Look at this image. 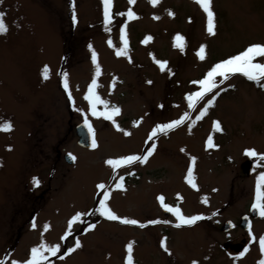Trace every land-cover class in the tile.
<instances>
[{
    "label": "rangeland",
    "instance_id": "1",
    "mask_svg": "<svg viewBox=\"0 0 264 264\" xmlns=\"http://www.w3.org/2000/svg\"><path fill=\"white\" fill-rule=\"evenodd\" d=\"M71 4L72 0H0L8 29L0 34V121H11L14 129L0 132V259L23 264L43 240L60 245L53 259L45 254L43 264H126L129 243L133 264H257L264 218L252 219L256 242L249 231L223 233L220 227L227 220L248 216L255 201L264 161L246 156L245 150L264 154V87L235 74L194 109L188 108L185 97L199 90L192 82L202 79L215 63L249 45L264 44V0H212L215 35L208 34L206 15L194 0H160L156 6L149 0L132 5L128 0H113L110 31L103 23L101 0H75V25ZM129 8L138 19L118 15ZM169 11L175 15L170 17ZM125 24L128 55L117 57ZM178 34L184 37L183 51L174 47ZM148 36L153 39L143 43ZM201 45L206 46L203 61L196 56ZM93 51L101 69L97 94L121 109L114 119L130 136L88 111L84 96L96 73ZM153 57L167 62L165 71ZM256 62L264 63V58ZM45 66L47 80L42 75ZM63 73L74 104L64 91ZM217 92L214 106L189 131ZM185 112L190 115L182 125L148 139L157 124L179 119ZM85 115L95 132L98 147L94 150L77 144L75 126L83 123ZM135 121L140 123L134 127ZM214 121L220 122L222 132L213 129ZM210 135L218 147H206ZM153 143L155 151L146 163L136 162L115 173L105 163L110 158L146 155ZM69 154L77 158L72 165L64 161ZM247 159L254 163L250 177L241 171ZM189 167L198 190L186 182ZM120 176L124 188L116 189ZM33 177L39 178V187L33 186ZM99 183L111 190L108 205L118 216L145 225L151 220L168 223L144 230L100 216L94 212L102 198ZM161 195L187 217L210 219L175 227V217L163 214L157 199ZM205 197L207 203L202 202ZM76 213L82 214L81 220L62 239ZM97 214L98 221L105 220L90 228V217ZM77 239L82 246L68 254ZM242 239L249 249L243 256L223 250ZM162 240L168 252L161 248Z\"/></svg>",
    "mask_w": 264,
    "mask_h": 264
},
{
    "label": "snow or ice",
    "instance_id": "2",
    "mask_svg": "<svg viewBox=\"0 0 264 264\" xmlns=\"http://www.w3.org/2000/svg\"><path fill=\"white\" fill-rule=\"evenodd\" d=\"M129 4H135L136 0H128ZM194 2L199 5V7L203 10L207 18V27L206 30L209 35H215V13L212 8V0H194ZM103 5V23L105 29L110 31V25L112 23V13L111 8L113 6V0H101ZM149 3L153 6H156L160 3V0H149ZM71 7L72 11V23L75 25L77 23V15L75 12V0H72ZM118 15H126L128 20L138 19L139 17L136 13L129 8L126 13H118ZM170 17L174 16L175 14L172 11L168 12ZM153 19L159 20L160 17L154 16ZM127 25L121 27L120 29V40L122 43V47L116 50L117 57L120 56H127L129 50V42L126 38V29ZM7 27L3 20V14L0 13V34H5L7 32ZM151 36L145 38L143 43H147L148 41L152 40ZM110 47L113 46V42L111 39L107 42ZM174 47L180 48L181 51L184 50L185 42L184 37L181 35H176L174 38ZM91 49V45H89ZM196 56L199 60L203 61L206 59V46L201 45L196 52ZM257 58H264V44H252L249 45L246 49L241 51L240 53L233 55L227 59H224L220 62L215 63L204 75V77L200 80L193 81L192 83L198 85L199 90L194 91L190 94H187L185 99L188 102V108L194 109L196 104L204 99V97L213 91V89H217L220 84H223L226 80L230 78V76L235 74H240L248 81L255 82L261 87H264V63L256 62ZM154 62L159 66L160 70L163 72L166 69L167 62L156 60L153 57ZM130 60V57H129ZM92 62L96 65V73L95 77L92 79L90 85L88 86L87 93L84 96V100L88 103V111L90 112L91 116L96 118H103L104 120L112 121L114 127L117 131H123L125 136H130L131 133L121 129L120 125L116 123L114 117L119 115L121 109L116 106H110L109 102L106 100H102L101 97L97 94L96 89L99 87L96 77H99L101 73V69L99 64L97 63V56L96 53L92 52ZM131 62V61H130ZM43 79L47 80L49 78V68L47 66L43 69ZM217 77H219V81H217ZM63 88L66 93H68V100L74 104L73 97L69 90V84L67 79V73H63ZM151 83V81H149ZM219 95L217 92L215 95L212 96L211 99L207 100V103L204 107L200 110L199 114L196 116L195 120L191 122L189 125V131L191 128L196 124L197 121L202 120L207 114L209 108L214 106L216 96ZM98 106H102L103 110H98ZM162 107V105H161ZM190 113L185 112L179 119L173 120L169 123L157 124L150 133L148 139L152 140L153 137H156L158 134H167L170 130H174L178 126L182 125L183 122L189 117ZM140 121H135L133 126H138ZM83 125L88 130V134L91 137V147L95 149L98 147L96 139H95V132L93 126L89 122L87 116L83 120ZM213 129L217 132H222L223 129L219 121L213 122ZM13 124L11 121H0V132L3 133H10L12 132ZM207 148H214L218 147L213 142V137L210 135L206 141ZM156 148V144L153 143L150 148L147 150L146 155H127L119 158H110L105 161L106 165L109 166L113 173L116 172L117 169L121 167L130 166L136 162L141 164L146 163L148 158L154 153ZM8 151H11V147L9 146ZM181 151H184L181 149ZM245 155L248 157L258 158L260 161H264V154L257 153L254 149H246ZM69 158L72 161H75L77 158L69 154ZM192 164H195V158H192ZM186 182L193 188L198 190L197 184L195 183L194 176H193V168L189 167ZM32 184L34 187L40 186V180L38 177L32 178ZM116 189H123L124 188V177L120 176L118 182L115 184ZM97 189L99 191V195L102 197L98 201V207L94 209L95 213H99L100 216L106 218L109 221H119L121 224L124 225H132L138 227H145V224L140 223L136 219H129V218H122L118 216L108 205V201L111 196V190L108 186L104 183H99L97 185ZM158 201L161 207L168 213H171L177 223L174 225L175 227H181L182 225L192 226L197 221L210 219V217H205L203 215H193L191 217H187L182 213V210L178 206H170L165 203V197L163 195L159 196ZM203 203H207V197H205L202 201ZM252 209L256 210L260 217L264 218V172H261L256 181V191H255V201L252 204ZM213 216L217 215V213H213ZM81 213H76L69 221H68V231L65 232L64 237L65 239L68 235H70L72 225L81 220ZM149 224H158V223H168L167 220H151L148 222ZM33 229L36 228L35 222L32 224ZM90 228H95V225H90ZM49 225H44V231H48ZM249 236L251 239L256 242L257 237H255L251 231V225H249ZM259 250L261 253V259L257 261V264H264V235L258 238ZM81 242L77 239L75 242L74 247L68 249V254L74 252L76 249L81 247ZM161 248L165 252H168V248L166 245V240H162L160 243ZM249 249L245 248L244 252L240 255L243 256ZM127 257H126V264H133V244L129 243L126 246ZM58 252H60V245L50 246L43 240L38 246L33 247L30 250V256L27 260L23 261V264H43L44 260L47 258L45 254L55 256ZM171 254V253H169ZM64 257L61 256V259ZM0 264H7L6 260L0 259ZM11 264H21L20 261L12 260ZM193 264H197L196 261H193Z\"/></svg>",
    "mask_w": 264,
    "mask_h": 264
},
{
    "label": "water",
    "instance_id": "3",
    "mask_svg": "<svg viewBox=\"0 0 264 264\" xmlns=\"http://www.w3.org/2000/svg\"><path fill=\"white\" fill-rule=\"evenodd\" d=\"M76 135H77V138H79L78 145L81 148H87V149L92 148L91 147V137L88 134L87 128H85L83 124L76 127ZM64 160L70 165L73 164V161L69 158L68 155L64 157ZM252 166H253V163L251 161H246L245 164H243L242 166L243 174L250 176L251 175L250 171H251ZM250 216L253 218H257L258 212L252 209ZM240 225L246 230H248L249 229V218H243ZM232 226L233 225L230 222H227L223 226L222 229L223 231H227L229 229H232Z\"/></svg>",
    "mask_w": 264,
    "mask_h": 264
},
{
    "label": "flooded vegetation",
    "instance_id": "4",
    "mask_svg": "<svg viewBox=\"0 0 264 264\" xmlns=\"http://www.w3.org/2000/svg\"><path fill=\"white\" fill-rule=\"evenodd\" d=\"M242 169V168H241ZM99 194V193H98ZM99 196V195H98ZM96 202H97V199H96ZM98 207V203H97V205H96V208ZM250 209V208H249ZM163 214L164 215H166L167 213L165 212V211H163ZM245 215H242L239 219H238V221H235V222H233V221H231V220H227L228 222H232L233 224H234V226L232 227V229H229L227 232H237L238 230H242V231H244V232H246L245 230H244V228L243 227H241L240 226V222H241V220H242V218L244 217ZM227 221H225V222H227ZM224 222V223H225ZM223 223V224H224ZM158 224H160V223H158ZM158 224H146V226L145 227H143L142 229H147V228H150V227H152V226H156V225H158ZM223 224L221 225V227L223 226ZM251 224H252V222H251ZM221 227H220V229H221ZM221 231H222V229H221ZM224 232H226V231H223V233ZM241 245H242V247H241ZM247 246H248V242L246 241V239H242V240H240L239 241V243H228V244H226L224 247H223V250H225L226 252H228V251H231V252H233V253H235L237 256H239L242 252H244V250H245V248H247Z\"/></svg>",
    "mask_w": 264,
    "mask_h": 264
},
{
    "label": "trees",
    "instance_id": "5",
    "mask_svg": "<svg viewBox=\"0 0 264 264\" xmlns=\"http://www.w3.org/2000/svg\"><path fill=\"white\" fill-rule=\"evenodd\" d=\"M99 220V219H98ZM92 223H94V222H92Z\"/></svg>",
    "mask_w": 264,
    "mask_h": 264
}]
</instances>
